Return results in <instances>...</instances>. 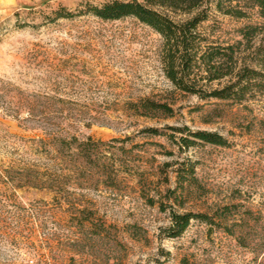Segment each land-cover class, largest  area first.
I'll return each mask as SVG.
<instances>
[{"label": "rangeland", "instance_id": "rangeland-1", "mask_svg": "<svg viewBox=\"0 0 264 264\" xmlns=\"http://www.w3.org/2000/svg\"><path fill=\"white\" fill-rule=\"evenodd\" d=\"M103 1L0 9V264H264V95L234 104L181 93L164 75L161 37L134 18L55 19ZM207 14L201 29L222 45L260 22L255 10ZM146 98L172 116L136 115ZM148 128L227 145L179 150ZM188 162L196 185L168 194ZM168 206L211 221L170 238Z\"/></svg>", "mask_w": 264, "mask_h": 264}, {"label": "trees", "instance_id": "trees-1", "mask_svg": "<svg viewBox=\"0 0 264 264\" xmlns=\"http://www.w3.org/2000/svg\"><path fill=\"white\" fill-rule=\"evenodd\" d=\"M209 6L219 13L240 19L255 10L260 22L240 29V39L235 43L222 45L211 40L209 34L201 29V24L207 21ZM83 9L76 13L58 9L55 19L71 18L82 13L103 21L134 18L156 32L162 39L164 75L181 93L200 100L234 104H241L256 94L264 95V0H105L99 5L85 3ZM169 12L192 15L175 21ZM132 107L136 115L147 118L171 117L173 113L167 104L147 98L138 100ZM169 129L172 134H165L156 128L145 129L142 133L165 136L179 150H187L197 143L220 147L227 145L226 140L216 133L191 132L187 128ZM72 141H76L75 138ZM78 146L84 144L79 143ZM175 172L176 188L167 190L168 194L173 195L177 189L196 185L194 163L188 162ZM173 199L177 203L176 197ZM168 207L170 226L167 233L170 238L179 237L192 220L211 221L203 214L177 213L171 206ZM180 264L189 263L183 259Z\"/></svg>", "mask_w": 264, "mask_h": 264}, {"label": "crops", "instance_id": "crops-1", "mask_svg": "<svg viewBox=\"0 0 264 264\" xmlns=\"http://www.w3.org/2000/svg\"><path fill=\"white\" fill-rule=\"evenodd\" d=\"M0 1L2 3V4H0V9L4 8L5 6H8V5H9L8 7H10V5L12 3L11 0H0Z\"/></svg>", "mask_w": 264, "mask_h": 264}]
</instances>
